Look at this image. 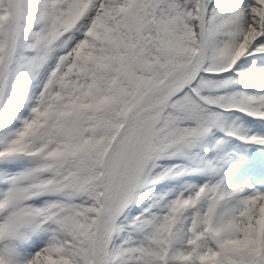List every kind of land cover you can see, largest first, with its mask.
<instances>
[{"label":"snow or ice","instance_id":"snow-or-ice-1","mask_svg":"<svg viewBox=\"0 0 264 264\" xmlns=\"http://www.w3.org/2000/svg\"><path fill=\"white\" fill-rule=\"evenodd\" d=\"M0 264H264V0H0Z\"/></svg>","mask_w":264,"mask_h":264}]
</instances>
